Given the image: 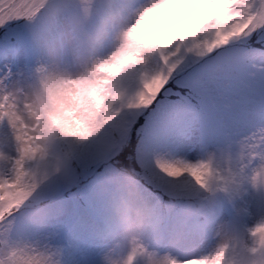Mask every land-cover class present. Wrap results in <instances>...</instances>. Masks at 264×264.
Returning a JSON list of instances; mask_svg holds the SVG:
<instances>
[{"label":"snow or ice","instance_id":"obj_1","mask_svg":"<svg viewBox=\"0 0 264 264\" xmlns=\"http://www.w3.org/2000/svg\"><path fill=\"white\" fill-rule=\"evenodd\" d=\"M41 6L0 0V264H61L73 236L84 264H264V0H138L69 78L15 43ZM129 168L155 215L122 242L97 187ZM189 201L203 211L169 249Z\"/></svg>","mask_w":264,"mask_h":264},{"label":"clouds","instance_id":"obj_2","mask_svg":"<svg viewBox=\"0 0 264 264\" xmlns=\"http://www.w3.org/2000/svg\"><path fill=\"white\" fill-rule=\"evenodd\" d=\"M42 5L34 19L26 23L29 39L36 51L38 64L47 65L51 72L64 78L86 73L115 49L134 18L138 0H39ZM97 194L106 198V208L114 227V235L130 241L155 215L152 201L138 187L131 168L117 175H106L98 184ZM41 204L31 202L19 212L39 222ZM176 209V200L160 204L159 213L166 218ZM203 206L187 202L180 219L167 236L158 242L176 249L187 222ZM113 264H122L113 256Z\"/></svg>","mask_w":264,"mask_h":264},{"label":"rangeland","instance_id":"obj_3","mask_svg":"<svg viewBox=\"0 0 264 264\" xmlns=\"http://www.w3.org/2000/svg\"><path fill=\"white\" fill-rule=\"evenodd\" d=\"M26 42V46H27V49L30 50V52L32 53V62L34 63L35 60H36V51L32 45V42L31 40L29 39V36H28V33H27V30H26V25H22L20 27V31L18 32V34L16 35L15 37V43H21V44H18L20 46H23V44H25ZM5 46V42L3 40L2 37H0V49H3ZM6 170V169H5ZM106 202V198H103L99 201V203H101L102 205ZM58 223H64L63 219H61L60 221H56ZM25 238V234H22L16 230H14L12 232V240L15 241L16 239H24ZM58 247H62L61 245V242L57 245ZM83 264H84V261H83Z\"/></svg>","mask_w":264,"mask_h":264},{"label":"bare ground","instance_id":"obj_4","mask_svg":"<svg viewBox=\"0 0 264 264\" xmlns=\"http://www.w3.org/2000/svg\"><path fill=\"white\" fill-rule=\"evenodd\" d=\"M72 238L75 239V237L73 236ZM75 243V241H74ZM76 246V245H74ZM76 249V248H75ZM72 252L69 253L68 257L65 259L64 264H81L80 261L78 260L81 253L78 250H71Z\"/></svg>","mask_w":264,"mask_h":264}]
</instances>
